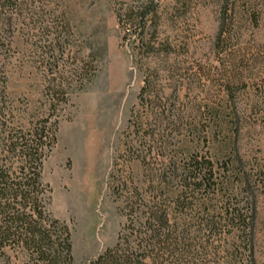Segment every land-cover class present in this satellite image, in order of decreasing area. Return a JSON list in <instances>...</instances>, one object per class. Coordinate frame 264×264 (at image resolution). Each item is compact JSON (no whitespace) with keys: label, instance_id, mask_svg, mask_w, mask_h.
<instances>
[{"label":"trees","instance_id":"16d2710c","mask_svg":"<svg viewBox=\"0 0 264 264\" xmlns=\"http://www.w3.org/2000/svg\"><path fill=\"white\" fill-rule=\"evenodd\" d=\"M44 1L0 0V264L13 258L18 264H75L70 229L51 214L50 187L42 178L44 162L56 142L59 110L68 102L65 72L56 56H63L69 30L56 9L46 13ZM238 1L247 4L246 11L257 3L220 0L218 52L231 43ZM251 14L256 21L258 14ZM157 15L154 0H131L119 5L115 19L121 40L132 41L138 56L154 53L158 62L166 64L171 48L157 39ZM45 16L50 24L42 26ZM32 29L46 32L39 40L52 57L47 64L53 74L47 80L44 104L33 110L11 100L2 61L14 44L12 36L19 33L23 47ZM96 51L88 56L104 53L102 48ZM93 63L82 61L69 75L81 86L94 77L96 60ZM156 74L143 75L137 106L145 112L131 110V139L125 150L128 158L141 161L145 178L139 184L129 180L130 184L113 187L125 222L112 246L81 264H256L264 160H245L240 154V110L232 91L227 87L222 106H205L202 113L198 108L196 115L186 116L185 108L164 97ZM236 79L225 76L224 81ZM182 129L184 136L175 143V133ZM152 153L155 156L150 157Z\"/></svg>","mask_w":264,"mask_h":264},{"label":"rangeland","instance_id":"374dc122","mask_svg":"<svg viewBox=\"0 0 264 264\" xmlns=\"http://www.w3.org/2000/svg\"><path fill=\"white\" fill-rule=\"evenodd\" d=\"M130 1H44L46 13L56 9L69 30L64 35L63 56H56L65 72L68 102L59 110L56 142L44 162L42 178L50 187L51 214L70 229L75 264L116 241L125 218L113 187L130 184L129 180L139 184L145 178L141 161L128 158L125 151L131 139V110L145 112L137 106L144 74L155 75V68H162L157 84L169 102L185 108L186 116L196 115L198 108L202 113L205 106H222L228 87L240 110V154L245 160H264V0L252 1L255 5L247 11V4L236 2L232 39L224 52L215 46L220 0H154L157 39L171 48L166 64L158 62L154 53L141 58L132 49V41L121 40L115 13L122 2ZM251 12L258 14L256 21ZM46 17L42 26L50 24ZM44 33L32 29L23 47L21 35L14 34V44L2 56L11 100L32 110L44 104L47 80L53 76L47 64L52 57L48 58L50 53L39 40ZM100 48L102 56H88ZM80 60L97 62L94 77L81 86L69 75ZM225 76L237 79L227 83ZM184 133L183 129L175 133V143ZM146 162L154 164L149 158ZM257 206L254 252L256 264H264V196H259ZM9 264L18 262L13 258Z\"/></svg>","mask_w":264,"mask_h":264},{"label":"bare ground","instance_id":"6f19581e","mask_svg":"<svg viewBox=\"0 0 264 264\" xmlns=\"http://www.w3.org/2000/svg\"><path fill=\"white\" fill-rule=\"evenodd\" d=\"M73 198V197H72ZM79 199V197H77V198H75V200H73V201H76V200H78Z\"/></svg>","mask_w":264,"mask_h":264}]
</instances>
